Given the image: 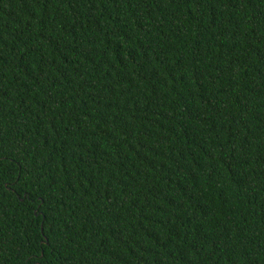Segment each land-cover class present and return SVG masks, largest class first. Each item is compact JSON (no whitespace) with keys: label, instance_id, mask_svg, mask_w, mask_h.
<instances>
[{"label":"trees","instance_id":"obj_1","mask_svg":"<svg viewBox=\"0 0 264 264\" xmlns=\"http://www.w3.org/2000/svg\"><path fill=\"white\" fill-rule=\"evenodd\" d=\"M0 264H264V0H0Z\"/></svg>","mask_w":264,"mask_h":264}]
</instances>
